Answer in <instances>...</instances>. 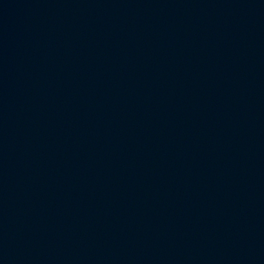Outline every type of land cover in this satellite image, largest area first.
Listing matches in <instances>:
<instances>
[{
  "label": "water",
  "instance_id": "1",
  "mask_svg": "<svg viewBox=\"0 0 264 264\" xmlns=\"http://www.w3.org/2000/svg\"><path fill=\"white\" fill-rule=\"evenodd\" d=\"M0 264H264V0H0Z\"/></svg>",
  "mask_w": 264,
  "mask_h": 264
}]
</instances>
